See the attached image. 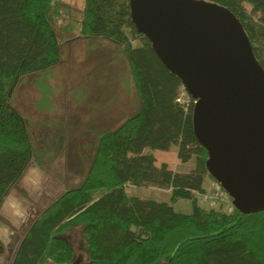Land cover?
<instances>
[{"label": "trees", "instance_id": "trees-1", "mask_svg": "<svg viewBox=\"0 0 264 264\" xmlns=\"http://www.w3.org/2000/svg\"><path fill=\"white\" fill-rule=\"evenodd\" d=\"M206 1L237 17L264 70V0ZM128 2L83 0L76 35L120 48L138 108L100 132L82 183L32 220L9 264H69L74 248L66 234L77 226L85 264H264V210L242 214L197 202L193 191L213 178L193 132V104L183 110L176 101L181 81L137 32ZM60 16L57 0H0V205L33 158L26 120L11 98L21 78L59 63L60 45L72 33L69 25L62 33L55 27ZM171 148L180 162L195 157L199 167L176 172L156 164L153 151ZM128 186L171 193L168 201H156L128 194ZM181 199L190 201V212L174 210Z\"/></svg>", "mask_w": 264, "mask_h": 264}, {"label": "water", "instance_id": "water-1", "mask_svg": "<svg viewBox=\"0 0 264 264\" xmlns=\"http://www.w3.org/2000/svg\"><path fill=\"white\" fill-rule=\"evenodd\" d=\"M128 3L137 32L195 99L193 132L208 173L240 213L264 210V70L240 21L206 0ZM21 239L6 245V264Z\"/></svg>", "mask_w": 264, "mask_h": 264}, {"label": "rangeland", "instance_id": "rangeland-1", "mask_svg": "<svg viewBox=\"0 0 264 264\" xmlns=\"http://www.w3.org/2000/svg\"><path fill=\"white\" fill-rule=\"evenodd\" d=\"M57 4L61 7V16L55 19V27L62 33L64 26L69 25L71 32L78 34L83 0H57ZM245 7L248 11L251 9L248 4H245ZM138 44V40L133 41V45ZM95 53L97 51L94 49L87 51V57H84L86 66L91 65V62L105 52L100 50ZM121 55L123 56L122 51ZM76 67L63 55L58 65L36 74L37 76L30 74L34 76L30 81L26 82L29 75L21 78L12 95L13 106L26 120L33 158L0 205V242L4 248L3 254L0 255V264H6L4 259L6 245L15 238V235L22 237L32 220L60 193L66 188L76 187L82 183L98 136L105 129L103 127L106 124H109V127L114 126L133 112V105L138 97L125 62H121L120 75L124 77L122 82L125 83L124 89L112 88L116 74H109L111 88L93 90L94 97L92 90L83 88L84 83H87V76L81 78ZM27 84L31 89L29 98L34 103L29 102L26 96ZM100 100L104 101L103 106L97 107L95 104L92 106V102ZM115 111L117 115L114 116ZM94 113L97 114L96 119L99 118L97 121H101L99 124L103 126L102 129L93 127L97 123L89 122ZM171 158L175 159V156L172 154ZM176 165L178 170L199 167L195 157L187 163ZM205 178V190L212 189L214 181ZM126 189L131 194L138 192L134 187ZM139 191L143 192V198L156 201L168 200L171 193L170 188L159 189L154 186L140 187ZM197 202L203 207H208L198 198ZM173 206L176 212H190L191 208L190 201L183 199ZM215 208L226 211L225 205ZM66 237L72 243L74 256L78 255L81 258L75 264H85L86 251L81 228L79 226L70 228Z\"/></svg>", "mask_w": 264, "mask_h": 264}, {"label": "crops", "instance_id": "crops-1", "mask_svg": "<svg viewBox=\"0 0 264 264\" xmlns=\"http://www.w3.org/2000/svg\"><path fill=\"white\" fill-rule=\"evenodd\" d=\"M67 35H69L68 39L65 40V42H62V43H64V45H62V44L60 45V54H61V57L64 55L68 60H70V62H72L74 64V66H77L76 69L78 68L77 71L80 73L81 78H83V76H85V75L87 76V83H84V85H83L84 89H90L92 91L99 89V88H101V89H106V88L108 89L109 88L110 89L111 88L110 87L111 82H110L109 74H113V73L116 74V79L113 82L112 88L114 87V88H118L121 90L124 89L125 83H122L124 77H120V75H121V62L124 63L125 61L123 58L121 59V51L117 45L111 44L110 42H108L104 39L82 38V37H79L78 35L73 34V33H70ZM92 49L97 51V53L100 52V50H103L105 53L101 56H98V59H96L94 62H91L92 63L91 65L86 66L87 64L84 61V57H87L86 56L87 51L92 50ZM97 53H95V54H97ZM109 60H110V62H109ZM60 62H61V58H60L59 63ZM41 73L42 72L35 73V75L41 74ZM33 75H31V76L29 75V77H27L26 82L30 81L32 79V77L35 76V75L34 76ZM23 78H25V77H23ZM100 84H102L101 87H98V85H100ZM26 86H27V87H25V89H26L25 93L27 94L26 96L28 97L29 102L34 103L29 98L31 95L30 94L31 89L28 88L29 84H27ZM94 95H95V92L93 94V97H94ZM92 103H93L92 106H94V104H95L97 107L104 105L103 100H100L98 102L96 101L95 103L92 102ZM137 108H138V99L135 102V104L133 105V111L136 110ZM115 115H117L116 111H115L114 116ZM96 117H97L96 113L93 114V117L91 115V118H90L91 120L89 122L90 123L91 122L97 123L93 127L97 128V129H102L103 126H100L101 124H99V123H101V121H97V120H99V118L96 119ZM112 120H113V118H112ZM106 127H109V124H106V126H104L103 128H106ZM153 154H154V157L156 159V164H160V163L164 162L168 165V167L171 170L176 171V172H188V171H190V170H178L176 163L182 164V162H180L179 159L176 157V152H175L174 148H171L168 151L155 150V151H153ZM172 154L175 156V159L171 158ZM187 162H185V163H187ZM128 187H134V186H128ZM134 188L138 191L137 193L131 194L127 189H126V192L130 195H136V196H140L143 198L144 197V196H142L143 192L139 191L140 187H134ZM162 201H168V200H162Z\"/></svg>", "mask_w": 264, "mask_h": 264}, {"label": "built area", "instance_id": "built-area-1", "mask_svg": "<svg viewBox=\"0 0 264 264\" xmlns=\"http://www.w3.org/2000/svg\"><path fill=\"white\" fill-rule=\"evenodd\" d=\"M176 101L183 107V110H187V108L191 104L194 105L195 103V99H193L188 94V92L186 91L185 87L182 84L178 89ZM213 185H214L213 188L210 190L204 189L203 191H193V194L196 197V199L198 198L199 200L207 204L208 207L215 208V207H219L220 205H225L227 212L232 211L234 206L232 204L229 195L222 189V187L217 182L214 181ZM148 187H153V186H148Z\"/></svg>", "mask_w": 264, "mask_h": 264}, {"label": "flooded vegetation", "instance_id": "flooded-vegetation-1", "mask_svg": "<svg viewBox=\"0 0 264 264\" xmlns=\"http://www.w3.org/2000/svg\"><path fill=\"white\" fill-rule=\"evenodd\" d=\"M80 259H81V258L77 255V257H75V262H79Z\"/></svg>", "mask_w": 264, "mask_h": 264}]
</instances>
